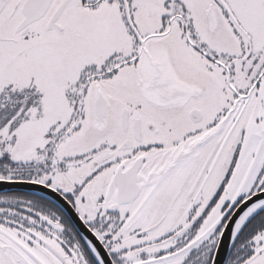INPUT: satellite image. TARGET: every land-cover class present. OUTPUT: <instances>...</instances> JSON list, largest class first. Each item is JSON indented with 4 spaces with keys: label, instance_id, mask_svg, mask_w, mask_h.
Returning a JSON list of instances; mask_svg holds the SVG:
<instances>
[{
    "label": "snow or ice",
    "instance_id": "snow-or-ice-1",
    "mask_svg": "<svg viewBox=\"0 0 264 264\" xmlns=\"http://www.w3.org/2000/svg\"><path fill=\"white\" fill-rule=\"evenodd\" d=\"M0 264H264V0H0Z\"/></svg>",
    "mask_w": 264,
    "mask_h": 264
}]
</instances>
